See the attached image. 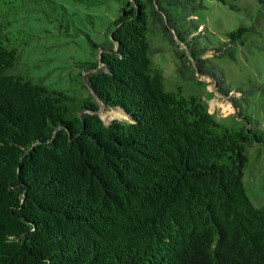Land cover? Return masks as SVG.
Segmentation results:
<instances>
[{
  "label": "trees",
  "instance_id": "1",
  "mask_svg": "<svg viewBox=\"0 0 264 264\" xmlns=\"http://www.w3.org/2000/svg\"><path fill=\"white\" fill-rule=\"evenodd\" d=\"M219 1L241 21L216 44L194 30L203 0H127L57 88L20 68L31 34L11 27L43 12L67 32L69 12L0 0V264H264V203L244 181L264 126L243 90L238 116L216 118L193 78L232 90L215 59L264 49V0ZM154 25L184 44L189 75L169 81L154 61ZM100 106L128 118L107 124Z\"/></svg>",
  "mask_w": 264,
  "mask_h": 264
},
{
  "label": "rangeland",
  "instance_id": "2",
  "mask_svg": "<svg viewBox=\"0 0 264 264\" xmlns=\"http://www.w3.org/2000/svg\"><path fill=\"white\" fill-rule=\"evenodd\" d=\"M63 5L69 12L67 32L65 26L50 14L48 18L43 12L24 15L11 27L14 30L28 31L30 39L22 45L19 66L33 77H42L53 87L68 88L74 85L72 77L78 71L80 60L92 61L95 58L94 49L89 37L100 41L108 23L118 16L120 8L127 0H54ZM245 1V0H242ZM247 1V0H246ZM205 7L195 11L196 32L208 42L216 43L225 37V33L239 25L241 19L219 0H203ZM64 22V18H63ZM82 32H78V29ZM193 32L192 34H195ZM177 40V39H176ZM152 44L155 48L154 61L163 68L167 79L171 81L180 66L185 75L190 71L188 62L179 55L184 44L179 40L172 42L164 35L157 25H154ZM213 50H208L205 57H210ZM223 69L227 84L232 88L224 94L217 87L214 78L196 72L194 78L200 82L204 94L213 95L207 100L209 111L218 119L230 120L238 116V108L234 98L244 91L240 108L250 112L264 126V92L252 86L264 82V49L257 47L237 48L234 57L223 56L215 59ZM190 82V81H188ZM248 90V91H247ZM247 91V92H246ZM113 113L111 114V112ZM110 113V114H109ZM118 108L100 106L99 114L110 123L113 119H127L120 114ZM249 164L244 176L246 191L255 205L264 203V144H254L248 148Z\"/></svg>",
  "mask_w": 264,
  "mask_h": 264
},
{
  "label": "bare ground",
  "instance_id": "3",
  "mask_svg": "<svg viewBox=\"0 0 264 264\" xmlns=\"http://www.w3.org/2000/svg\"><path fill=\"white\" fill-rule=\"evenodd\" d=\"M113 113V111L111 112V114ZM110 114V113H109ZM120 114H122V113H120Z\"/></svg>",
  "mask_w": 264,
  "mask_h": 264
},
{
  "label": "water",
  "instance_id": "4",
  "mask_svg": "<svg viewBox=\"0 0 264 264\" xmlns=\"http://www.w3.org/2000/svg\"><path fill=\"white\" fill-rule=\"evenodd\" d=\"M100 110V109H99Z\"/></svg>",
  "mask_w": 264,
  "mask_h": 264
}]
</instances>
